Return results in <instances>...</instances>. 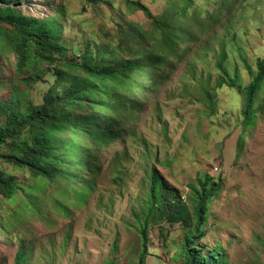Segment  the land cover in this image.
<instances>
[{
    "label": "rangeland",
    "instance_id": "374dc122",
    "mask_svg": "<svg viewBox=\"0 0 264 264\" xmlns=\"http://www.w3.org/2000/svg\"><path fill=\"white\" fill-rule=\"evenodd\" d=\"M131 1L155 16H174L175 51L168 52L171 46L152 20L127 0L18 5L58 22L67 60H80L89 49H104L112 66L138 58V51L162 59L109 81L100 95L106 102H86L78 110L99 121L96 130L114 137L105 144L90 134L77 137L67 168L79 173L77 179L34 176L0 157V175L22 186L11 198L0 194V264H17L20 254L22 264H134L143 249V222L149 230L145 264H188L184 245L191 229L149 214L153 172L190 207V184L210 173L221 188L210 202L208 234L199 242L204 254L221 249L230 264H264V81L255 92V123L249 129L242 124L244 87L264 57V0ZM132 32L130 48L121 45ZM223 49L227 79L236 82L214 90ZM56 67H66L64 58L52 62L32 54L22 65L3 43L0 103H42L51 87L62 89ZM206 87L215 104L205 96ZM5 121L0 115V125ZM0 152L20 156L13 140Z\"/></svg>",
    "mask_w": 264,
    "mask_h": 264
},
{
    "label": "trees",
    "instance_id": "16d2710c",
    "mask_svg": "<svg viewBox=\"0 0 264 264\" xmlns=\"http://www.w3.org/2000/svg\"><path fill=\"white\" fill-rule=\"evenodd\" d=\"M127 1L130 5L143 10L152 20L154 31L159 33L163 38L162 41L170 44L171 48L168 52L175 51L176 42L173 38H176V35L171 31L177 22L174 16H155L144 4ZM20 2L21 0H0V48L3 43L8 42L22 65H25L34 54L40 59H49L52 62L56 58L57 60L64 58L66 67L55 69L56 78L62 89L56 86L51 87L42 103H30L24 107H20L19 101L0 103V115H6L5 123L0 125V148L13 140V144L20 149V156L4 155L0 152V157L26 166L34 176L48 179L57 177L77 179L78 172L69 171L68 173L67 170L68 157L76 150L77 137L90 134L101 140L103 144L114 137L112 131L96 130L99 121L95 120L93 115L87 116L78 110H81L86 102L93 101L98 104L106 102L100 95L107 90L109 81L115 80L118 76L127 78L136 70L140 73L155 66L162 58L151 59L138 51V58L112 66L109 59L104 57V49H98L96 52L89 49L84 51L82 59L67 60L65 56L68 46L66 41L60 40L62 30L58 22L53 17L41 18L25 13L18 7ZM3 23L7 27H4ZM132 39H136L134 32L130 33L126 39L122 37L120 44L130 48ZM226 58L227 53L223 49L216 63L222 75L212 87L214 90L225 84L233 86L236 82L231 77L227 79L229 75L224 65ZM257 69L254 80L244 87L242 124L247 129L256 120L255 92L259 83L264 81V57L258 59ZM204 93L213 104L212 91L206 87ZM105 107L108 108V104ZM109 119L114 121L112 117ZM20 139L23 140V144L17 143ZM151 178L149 214L153 213L155 217L168 223L182 222L192 231L188 233L184 245L188 264H230L223 250L212 249L204 254L203 246L199 245V242L208 234L205 225L208 222L210 202L220 190L221 183L212 182L214 177L210 173L197 178L196 183L190 184L193 193V202L190 207L182 200L178 192L165 184L155 172L152 173ZM20 189H22L20 184L0 175L1 195L11 198ZM142 224L143 249L139 254L138 262L134 264H145L148 254V223ZM22 258L20 254L17 264H22Z\"/></svg>",
    "mask_w": 264,
    "mask_h": 264
}]
</instances>
